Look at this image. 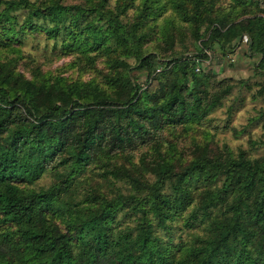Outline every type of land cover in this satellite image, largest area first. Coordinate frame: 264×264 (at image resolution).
I'll use <instances>...</instances> for the list:
<instances>
[{
	"label": "trees",
	"instance_id": "trees-1",
	"mask_svg": "<svg viewBox=\"0 0 264 264\" xmlns=\"http://www.w3.org/2000/svg\"><path fill=\"white\" fill-rule=\"evenodd\" d=\"M216 1L0 0L1 48L18 52L35 33L107 69L26 77L0 60V264H264V153L200 149L176 167L156 143L160 129L201 122L229 94L201 66L215 46L244 39L264 96V8L237 20L249 0H226L228 11ZM181 25L194 51L149 49L171 45ZM142 146L155 155L141 160L150 180L116 162L124 153L131 164ZM93 170L102 184L85 177ZM46 173L51 182L36 186Z\"/></svg>",
	"mask_w": 264,
	"mask_h": 264
},
{
	"label": "rangeland",
	"instance_id": "rangeland-1",
	"mask_svg": "<svg viewBox=\"0 0 264 264\" xmlns=\"http://www.w3.org/2000/svg\"><path fill=\"white\" fill-rule=\"evenodd\" d=\"M62 2L70 4L78 3L80 0H62ZM215 5L217 8H224L227 11L230 9L226 0H217ZM263 8L264 0H249L247 5H236L231 15L240 20L248 14L260 12ZM181 28L183 31L174 35L171 45L166 44L163 40H154L150 43L149 49L159 56H168L170 52L190 53L197 43L193 41V37L185 26L181 25ZM245 47L243 39L234 47L226 45L225 53L215 46L212 51L205 52V57L201 58L204 72L212 70L215 72L213 81L220 80L222 85L230 86L229 94L222 100L219 107L197 124L165 127L157 132L156 143L159 144L160 153H165L176 167L187 164L198 154L200 149H204L209 156L222 154L226 151L236 155L242 151L253 158L264 153L262 145L264 141L262 82L255 73V58L247 54ZM76 57L75 54H60L51 48L49 41L35 33L27 35L18 52L0 47V60L13 59L12 63L16 70L26 77L30 76L34 67H37L41 72L60 74L71 80H87L97 72L104 74L107 71L102 57H98L94 68L90 69L84 61H77ZM146 78L145 72H137V81L143 88ZM126 157L127 154L124 153L119 155L117 164L130 168L141 180H150V175L144 170L142 162L144 160L148 165L155 158L149 146H142L133 152L131 164L126 162ZM133 165L136 166L135 170ZM138 172L144 174L140 175ZM95 173L94 170L86 171L84 175L85 177L92 176V179L95 180L92 181V184H102L99 176L92 175ZM50 182L51 176L46 173L37 180L36 186H47ZM172 225L174 236L180 235L181 239L185 240V233L178 230L180 227L178 220L172 222ZM174 241L178 242V238H174Z\"/></svg>",
	"mask_w": 264,
	"mask_h": 264
}]
</instances>
